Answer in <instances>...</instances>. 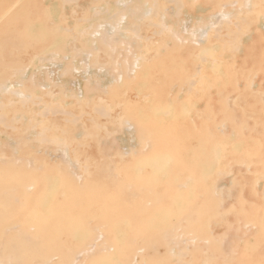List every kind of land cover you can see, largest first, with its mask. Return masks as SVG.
<instances>
[{
    "label": "bare ground",
    "instance_id": "bare-ground-1",
    "mask_svg": "<svg viewBox=\"0 0 264 264\" xmlns=\"http://www.w3.org/2000/svg\"><path fill=\"white\" fill-rule=\"evenodd\" d=\"M0 264H264V0H0Z\"/></svg>",
    "mask_w": 264,
    "mask_h": 264
},
{
    "label": "rangeland",
    "instance_id": "rangeland-1",
    "mask_svg": "<svg viewBox=\"0 0 264 264\" xmlns=\"http://www.w3.org/2000/svg\"><path fill=\"white\" fill-rule=\"evenodd\" d=\"M189 19H187V21H185L186 23L184 24V26H186L187 28H189V30H192V29H194V30H199L198 28H196V27H194V26H191L190 24H189ZM53 69H56V67H54V66H52L51 67V70H53ZM59 70H56V73L58 72ZM58 155H63V152L62 151H58V153H57Z\"/></svg>",
    "mask_w": 264,
    "mask_h": 264
}]
</instances>
